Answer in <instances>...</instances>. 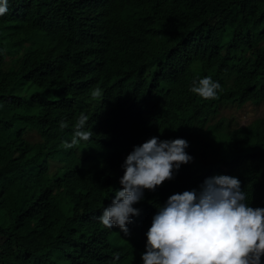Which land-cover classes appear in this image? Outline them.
<instances>
[{
    "label": "trees",
    "instance_id": "trees-1",
    "mask_svg": "<svg viewBox=\"0 0 264 264\" xmlns=\"http://www.w3.org/2000/svg\"><path fill=\"white\" fill-rule=\"evenodd\" d=\"M128 1L123 12L97 13L92 0H9L15 10L0 16V264H113L114 253L115 264H137L159 206L199 181L180 174L179 187L171 179L145 190L128 242L101 224L122 189L111 180L114 159L98 140L86 158L69 156L59 122L68 123L87 88L109 72L136 85L155 80L162 110L145 130L158 119L162 140L186 139L200 170L239 178L248 204L264 199V114L233 126L222 112L264 103V0ZM14 15L24 20L13 25ZM204 76L220 83L219 99L189 91ZM26 85L39 91L15 93ZM90 115L97 129H114L107 115ZM34 130L36 141L26 137Z\"/></svg>",
    "mask_w": 264,
    "mask_h": 264
},
{
    "label": "clouds",
    "instance_id": "clouds-1",
    "mask_svg": "<svg viewBox=\"0 0 264 264\" xmlns=\"http://www.w3.org/2000/svg\"><path fill=\"white\" fill-rule=\"evenodd\" d=\"M92 2L97 13L118 9L123 12L129 8L127 4L132 5L128 0ZM8 5L9 0H0V16L5 17L9 9L13 13L15 3L10 8ZM23 20L14 15L13 25ZM125 26L123 23L109 27L118 31ZM149 72L147 78L154 80ZM109 73L87 88L89 92L76 104L77 113L68 123L59 122L61 130L68 134L62 146L69 156L86 158L91 140H98L108 146L109 156L114 159L117 174L111 180L121 184L122 189L103 209L99 216L101 224L120 230L122 236H131L129 223L134 215L143 212L133 205L144 199L145 190L153 193L171 179L179 187L184 183L176 182V176L182 174L187 178L195 173L192 180L198 179L197 183L191 184L188 191L171 195L159 206L146 233L147 243L140 251L141 262L136 261L137 264H264V199L248 204L247 189L239 178L227 175L222 168L200 170L201 161L193 162L194 157L185 151L189 147L186 139L162 140L166 125L158 119L152 121L150 130H145L146 118L162 110L157 102V86H161L155 80L136 85L118 72ZM31 86L34 91L30 94L15 93L31 98L39 91ZM189 91L204 100H216L223 89L211 76H204L194 78ZM92 111L107 115L114 129L107 133L102 127L97 129ZM31 135L39 137L34 141L40 139L36 130L28 131L26 137L33 140ZM82 141L86 142L85 154L77 150ZM51 162L60 163L54 159ZM185 169L190 172L187 176L183 175ZM157 199L161 202L162 196ZM113 256L115 264L120 254Z\"/></svg>",
    "mask_w": 264,
    "mask_h": 264
},
{
    "label": "rangeland",
    "instance_id": "rangeland-1",
    "mask_svg": "<svg viewBox=\"0 0 264 264\" xmlns=\"http://www.w3.org/2000/svg\"><path fill=\"white\" fill-rule=\"evenodd\" d=\"M33 91H34L33 86L26 85L20 93L30 94ZM222 112L224 115L228 116L229 118H232L233 126H236L237 124L245 125V124L250 123L256 117L264 114V103L261 105L248 103L241 108L228 106V107H225ZM31 138L34 140L39 137L36 135H31ZM77 150L79 151L80 154H85L86 153V142L82 141L81 144L77 147ZM123 237L126 240V242H128L131 239L130 235H125Z\"/></svg>",
    "mask_w": 264,
    "mask_h": 264
},
{
    "label": "bare ground",
    "instance_id": "bare-ground-1",
    "mask_svg": "<svg viewBox=\"0 0 264 264\" xmlns=\"http://www.w3.org/2000/svg\"><path fill=\"white\" fill-rule=\"evenodd\" d=\"M83 7H84V6H83ZM255 184H256V183H255ZM255 184H254V185H255ZM254 185H253V186H254ZM250 189H251V188H250ZM4 243H5V242H4ZM101 264H102V263H101Z\"/></svg>",
    "mask_w": 264,
    "mask_h": 264
}]
</instances>
